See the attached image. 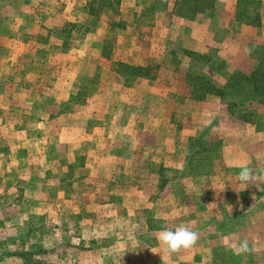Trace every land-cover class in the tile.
<instances>
[{"label": "rangeland", "instance_id": "rangeland-1", "mask_svg": "<svg viewBox=\"0 0 264 264\" xmlns=\"http://www.w3.org/2000/svg\"><path fill=\"white\" fill-rule=\"evenodd\" d=\"M172 1L0 0V87L21 105L0 116V253L21 257L19 264H141L147 252L165 250L163 226H202L206 200L217 203L222 189L243 183L246 205L254 190L264 191L263 158L255 162L263 149L241 128L253 124L250 105L264 99L261 4L213 0L210 16L186 25L169 13ZM182 27L206 32L195 35L200 43L225 40L188 51L178 39ZM32 35L45 47L55 42L50 72L32 66L48 52L39 45L35 54ZM33 71L44 74L35 102ZM145 91L159 95L141 98ZM195 124L207 126L200 134L181 129ZM162 126L177 133L156 132ZM242 135L249 137L240 145ZM157 139L166 140L163 150ZM177 152L184 162H160ZM243 166L259 178L246 185ZM175 173L184 179H171ZM196 174L207 177L190 178ZM192 188L201 190L196 198ZM171 189L181 195L162 192Z\"/></svg>", "mask_w": 264, "mask_h": 264}, {"label": "crops", "instance_id": "crops-1", "mask_svg": "<svg viewBox=\"0 0 264 264\" xmlns=\"http://www.w3.org/2000/svg\"><path fill=\"white\" fill-rule=\"evenodd\" d=\"M177 1L178 0H173L170 4L175 5ZM259 2L261 4L260 9H259L260 19H261V22H260L261 24L259 26L260 27L259 29L261 30L262 37H263V39L261 40H263L264 42V0H259ZM85 3L86 1H84V5ZM213 4H214V1H213ZM233 4H234V0H232V4H231L232 8L234 7ZM172 10H173V7H172ZM228 10H231V9H228ZM162 11H165V9H162ZM209 12H199L193 16H182L178 14L176 11H171V12L169 11V13H174L172 14L174 19L178 21L182 20V22H185L186 25H191L192 24L191 21L201 22L202 20L201 18H203V16H210L208 14ZM233 13L234 12L232 9V11L230 12V15H228V18L230 21H234ZM172 28L173 27H169V29H172ZM210 30H212V28L208 29V32ZM225 31H226V34H220V37L223 35H227L226 42H228L227 44L229 46V38H228L229 35L226 29ZM179 32H181L182 34L178 33L179 34L178 39L182 42L184 48L188 51L196 52L198 47L206 48L207 44L208 46H212V45L220 46L225 40L224 37H222V39L221 38L219 39V37H216L215 40H217V42L213 40V41L206 42V43H200L197 40L195 35H198L201 38L203 35H207V34L201 29L199 31H196L193 29V27H189V28L182 27V29ZM34 38H35V35H32V39ZM35 40L36 39L32 41V43H34L33 45H35L33 49L35 54L38 51L37 48L39 45H41L39 47L41 48L40 50L42 51L48 50V52L45 53L47 57H44V59H40L36 61V58H35V60H32V66L36 68L37 66H40L42 69H44V71L42 70L41 72H46V71L50 72L52 69L56 67L55 59L53 61L52 58L53 57L56 58L58 56L57 52L56 53L53 52V47L49 45L51 39H48L46 43V47L42 44L36 43ZM51 41H52V44L55 43L53 40ZM262 45H264V43H262ZM58 48L59 47H57L56 51L59 50ZM33 73H36V72L33 71ZM43 75L44 74L40 75L39 73H36L35 77L32 75V102H35L33 94H35V92H38V91L40 92L42 88L40 79L38 80L36 78L42 77ZM1 80L2 79L0 76V82H2ZM142 81H143L142 78L137 79V82H142ZM12 82L15 83L14 79H12ZM136 86L140 88L138 84ZM218 86L220 88H223L222 84ZM69 88H70L69 85H64V87L62 88V96L65 94V92H67ZM6 89L7 87H4V91H3V89L0 87V116L2 117H4L6 114L14 115L15 113L16 115L17 114L16 112L19 113V110H21V105L17 103V102H20V100L15 99V98H19L18 96H16L15 94L16 92L8 93L7 91V93H5ZM166 93H163V92L160 93V96H161L160 99L163 100V97L165 99H170L169 98L170 95L166 96ZM8 94L9 96H7ZM153 95H159V94L154 93V92L149 93V91H145L143 95L141 96V98L148 99V97H152ZM6 99L10 100L11 102L7 103ZM12 101H15V103H13ZM250 107H251L250 109L252 110V118L254 119L252 122L253 124H244L242 125L241 128L245 130L249 136H251L252 140L250 142L253 143L254 148H258L261 150L263 149V152H264V99L262 102H259V103L253 102L250 105ZM116 111H118L119 114L123 113L124 116H125V113H127V110L122 111V110L116 109ZM170 112H171L170 105H164L162 107L161 114L163 116L169 115ZM189 117L192 119H196L197 115L192 113V114H189ZM114 118L117 119V123L126 122L117 113ZM129 119L130 118H128L127 120ZM136 121L137 123L134 124ZM136 121L132 122V124L136 126L135 129H133L132 127L131 129L132 131L136 130L139 124L141 123V121L139 120H136ZM145 123L146 122L144 121L143 125H145ZM206 126L207 125L199 126L195 124V125H188L187 127H185L183 125L181 129L182 131L187 130L190 133L192 132V133L200 134L206 128ZM156 130H157L156 132L163 131V130L164 132H167L168 130V131H174L177 133L176 129H169L167 126H165V128L162 126V128L160 127V128H157ZM248 135L246 136L242 135L241 138L243 139L239 141L240 145L242 144V142L243 143L245 142V140L249 137ZM165 142H166L165 139H162L159 141L158 145L160 146V148L157 151L164 149V146L162 144ZM185 146L188 148V145H182V147H185ZM259 153H261L260 150H259ZM167 158H170V161H167L166 159H164V160H160V162L161 163L171 162L174 164H179L180 161L184 162L183 160L184 158L179 152H177L176 154H172L171 156H168ZM255 158H256L255 159L256 164L261 165L262 158L264 162V153L257 154ZM175 159L176 161H173ZM204 176L206 175L202 174L198 176L196 174V176H190V178L195 179L197 177H204ZM221 178L228 179V175L221 173ZM171 179H175L177 181V180L184 179V178H183V175H181V173H175V176L172 177ZM233 179L237 180L238 178L235 176V178L233 177ZM237 186L235 188L231 187L228 189H222V192H223L222 198L220 200L217 199L216 200L217 203H213L212 201L210 202L209 200H206L207 201L206 208L208 207V209L205 210V212L207 213L209 212L210 215H209V218H207V220L202 226L198 227V225H193L194 223L192 224L189 223L190 228L191 226H193L192 227L193 230L198 233V237H199L197 243L193 247L188 248V249H182L176 253H169L168 251H165L163 249L160 253L156 254L155 257L154 255H151L149 252H147L146 254H144L145 256L143 257L144 261L141 262V264H264V191H261L260 189L254 190L252 193L256 196V200L253 203L246 205L244 197L245 195H249V193L246 192L243 186V183H242V186H239V184H237ZM209 189L210 191L205 190V192H207L205 193L206 195L207 194L209 195V193H211V188ZM188 191L190 192V194H192V196H195V198H196V194L199 195V193H201L200 188H192V189H189ZM162 192L165 193L168 197L170 196V197H173L174 199L175 196L177 195L180 196L182 191L171 189V191L169 190V191H162ZM1 200L2 199H0V201ZM178 204L179 203L175 204L174 208H176ZM192 207L197 208V204L195 203V205H193ZM246 212L248 213L246 214ZM218 213H220L221 217H218L219 216ZM216 218H220V219L218 220ZM164 227L169 228L171 226H163V228ZM172 228L174 229V226H172ZM146 236H148L147 233L145 236L141 237V243H144V240L145 241L150 240V238ZM244 240L248 242V251L237 254L236 248L238 247L240 242ZM134 241H136V239ZM124 248L126 249L127 252L129 251L128 248H126V246ZM145 249H148V248H145ZM130 254H133L132 251L130 252ZM20 258L21 257L16 256L14 253L9 254V255L0 253V264H5L4 262L6 259L7 261H11V262L13 261L14 264L15 263L19 264ZM153 260H156V262H152ZM131 264H135V263H131Z\"/></svg>", "mask_w": 264, "mask_h": 264}, {"label": "clouds", "instance_id": "clouds-1", "mask_svg": "<svg viewBox=\"0 0 264 264\" xmlns=\"http://www.w3.org/2000/svg\"><path fill=\"white\" fill-rule=\"evenodd\" d=\"M238 175L239 179L246 185L259 178L247 166H243ZM198 238V233L187 225H179L174 229L163 228L158 234V241L164 245L165 251L169 253H176L182 249L193 247L197 243ZM246 251H248V242L244 240L240 242L236 252L240 254Z\"/></svg>", "mask_w": 264, "mask_h": 264}, {"label": "trees", "instance_id": "trees-1", "mask_svg": "<svg viewBox=\"0 0 264 264\" xmlns=\"http://www.w3.org/2000/svg\"><path fill=\"white\" fill-rule=\"evenodd\" d=\"M187 8L188 11H185ZM212 8V0H178L175 4V11L182 16H187L185 15L187 12H190L191 16L199 12H209L210 9L212 10ZM138 73L141 74L140 72ZM206 88L209 89V86Z\"/></svg>", "mask_w": 264, "mask_h": 264}]
</instances>
